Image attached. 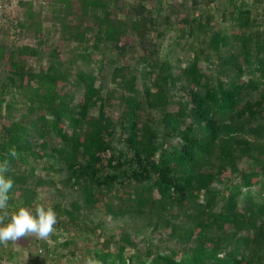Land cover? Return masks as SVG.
<instances>
[{"label": "trees", "instance_id": "trees-1", "mask_svg": "<svg viewBox=\"0 0 264 264\" xmlns=\"http://www.w3.org/2000/svg\"><path fill=\"white\" fill-rule=\"evenodd\" d=\"M76 1L72 16L71 2L61 4V36L74 43L68 55L53 46L47 64L34 69L26 60L36 47L0 48V162L13 180L9 203L21 190L23 206H31L35 187L61 171L62 187L76 195L51 236L62 237L54 247L64 248L82 237V264H264V28L235 8L229 32L209 36L213 52L197 53L182 17L177 40L193 53L174 73L157 58L147 0L130 4L124 18L118 0ZM132 49L143 68L122 60ZM177 83L188 100H173ZM20 105L25 111L8 120ZM243 158L248 165L239 168ZM39 162L50 178L37 175ZM226 170L232 176L222 178ZM93 209L142 218L158 240L174 244L133 237L127 228L97 235L84 214ZM27 264L49 263L34 255Z\"/></svg>", "mask_w": 264, "mask_h": 264}, {"label": "rangeland", "instance_id": "rangeland-1", "mask_svg": "<svg viewBox=\"0 0 264 264\" xmlns=\"http://www.w3.org/2000/svg\"><path fill=\"white\" fill-rule=\"evenodd\" d=\"M62 1L64 0H0V48L8 50L10 47L29 44L38 49V53L27 57V65L39 69L47 64L49 59V51L53 46H60L59 50L62 55H68L69 50L74 48V43L65 41L61 36L62 27ZM71 2L72 13L75 12L77 6L76 0ZM136 0H118V5L122 10L116 11L117 17L124 18L128 6ZM147 7L152 16L155 18V25L151 28L149 36L156 42L158 50L157 58L162 61H167L171 65V72H176L179 65H182L185 60L192 56L193 50L184 46L182 49L180 41L177 40L179 33V25L182 17H185L188 22L185 23V40L191 42L194 50L202 49L209 51L207 40L213 31L220 30L228 33L229 26L235 23L233 15L235 8H240L242 11L252 18L253 26L264 28V0H147ZM74 8V9H73ZM81 18H83L82 13ZM75 15V14H74ZM79 16V17H80ZM85 22L93 23L94 19L91 16L84 17ZM40 23V29H36V24ZM191 24V25H190ZM131 34V33H130ZM179 41V44H178ZM212 53L213 50H210ZM119 53L114 52L115 58L120 59ZM122 60L129 61L130 64L137 66L139 69L144 67V61L141 60L139 51L127 50L120 53ZM201 56L202 54L199 53ZM114 58V57H113ZM214 61V58L211 59ZM150 66H151V61ZM200 62L204 67L212 68L211 62L206 60L203 55L200 57ZM209 63V64H208ZM75 64L83 67H88L83 60L78 59ZM91 64H94L91 62ZM3 60L0 59V78L3 75L1 70ZM147 65V63H146ZM112 66L107 67L108 74L111 72ZM107 86L114 87V83L110 80L109 75ZM172 98L177 103L188 100L185 90L177 83L171 90ZM254 95L253 97H255ZM190 105V104H189ZM17 108V107H16ZM12 109V118H19L20 114L25 111V106L20 105L17 109ZM6 118V117H5ZM264 139V137H263ZM248 162L243 158L238 162L239 168L247 167ZM37 175L50 178L49 173L42 169V162L36 163ZM53 181L43 187H35V198L29 207H35L38 204L52 206L56 213L62 209H69V204L76 192L71 189L62 187L59 178H62V172L53 171ZM229 170L223 173L222 178L231 177ZM21 190H17L13 201L10 205L23 206L20 197ZM87 216V223L97 226V235L121 233V230L127 228L131 235L140 238V235L148 236L155 243H162L164 246H172L173 241L166 238L158 240V235L151 233L150 228L144 226L142 218L123 217L114 219L109 215L97 210H84ZM10 215V214H9ZM62 217L57 215L56 222ZM57 224L54 225V231L47 238H38L34 234H29L27 237H21L18 241H8L0 243V264H27L34 255H38L39 259L45 260L49 264H82L86 261L85 241L82 237L77 236L74 240V245L68 247L56 246L54 244L60 242L62 237H52L56 232ZM69 234L73 232H68ZM68 233L65 236L68 237ZM94 239V237H93ZM69 250L74 251V254ZM76 251V252H75ZM10 256L9 258L7 256Z\"/></svg>", "mask_w": 264, "mask_h": 264}, {"label": "clouds", "instance_id": "clouds-1", "mask_svg": "<svg viewBox=\"0 0 264 264\" xmlns=\"http://www.w3.org/2000/svg\"><path fill=\"white\" fill-rule=\"evenodd\" d=\"M6 172L7 162H0V210L8 207L9 192L13 189V180ZM56 219L57 213L52 206H18L10 215L0 216V243L18 241L29 234L47 238L54 231Z\"/></svg>", "mask_w": 264, "mask_h": 264}]
</instances>
